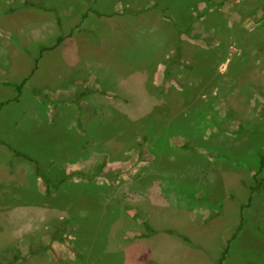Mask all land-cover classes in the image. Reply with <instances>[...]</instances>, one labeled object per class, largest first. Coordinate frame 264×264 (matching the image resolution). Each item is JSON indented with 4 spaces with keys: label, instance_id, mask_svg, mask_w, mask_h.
Returning <instances> with one entry per match:
<instances>
[{
    "label": "rangeland",
    "instance_id": "1",
    "mask_svg": "<svg viewBox=\"0 0 264 264\" xmlns=\"http://www.w3.org/2000/svg\"><path fill=\"white\" fill-rule=\"evenodd\" d=\"M262 152L264 0H0V264H264Z\"/></svg>",
    "mask_w": 264,
    "mask_h": 264
},
{
    "label": "trees",
    "instance_id": "2",
    "mask_svg": "<svg viewBox=\"0 0 264 264\" xmlns=\"http://www.w3.org/2000/svg\"><path fill=\"white\" fill-rule=\"evenodd\" d=\"M61 42H62V39H60V42H59V43H61ZM45 51H47V50H45ZM17 91H18V95H17V97L14 99L15 101H19V98H20V95H21L22 88H21V87H17ZM2 105H3V104H2ZM263 170H264V152H262V153L260 154V168H259V172H258V174H257V176H256V178H255L256 183L259 182V180H258V176H259V174H260ZM187 241H189V240H187Z\"/></svg>",
    "mask_w": 264,
    "mask_h": 264
},
{
    "label": "crops",
    "instance_id": "3",
    "mask_svg": "<svg viewBox=\"0 0 264 264\" xmlns=\"http://www.w3.org/2000/svg\"><path fill=\"white\" fill-rule=\"evenodd\" d=\"M16 97H17V95H16ZM148 238L150 239V238H152V236H149Z\"/></svg>",
    "mask_w": 264,
    "mask_h": 264
}]
</instances>
